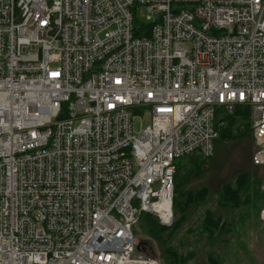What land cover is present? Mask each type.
Wrapping results in <instances>:
<instances>
[{
	"label": "built area",
	"instance_id": "2783aa9c",
	"mask_svg": "<svg viewBox=\"0 0 264 264\" xmlns=\"http://www.w3.org/2000/svg\"><path fill=\"white\" fill-rule=\"evenodd\" d=\"M236 106L264 169V0H0V264H160L133 228Z\"/></svg>",
	"mask_w": 264,
	"mask_h": 264
},
{
	"label": "trees",
	"instance_id": "16d2710c",
	"mask_svg": "<svg viewBox=\"0 0 264 264\" xmlns=\"http://www.w3.org/2000/svg\"><path fill=\"white\" fill-rule=\"evenodd\" d=\"M136 24L143 25L140 19L136 18ZM136 36H141V32L136 30ZM252 110L248 106H236L232 113H228L220 107L216 111L215 125L219 129V136L215 140L216 144L221 142H241L251 141L254 143L252 134ZM249 158V153L247 152ZM210 157V158H213ZM209 158V159H210ZM251 161H252V157ZM187 163H182L183 160ZM208 159L197 156L184 157L177 161L175 189L173 197V207L176 220L171 227L161 225L158 218L149 212H143L139 218V225L144 232L157 244L160 254V264H188L196 256L198 251L192 249L185 253H180L179 248L173 245L174 237H177L182 228L191 221L198 208L206 201L211 194L210 186L202 185L199 188L191 187L193 180H200L204 177L210 167ZM255 167V166H254ZM255 175V174H254ZM264 181V177H253L251 173L241 172L232 181H226L217 190V209H207L197 226L189 227L184 238L180 241V246L188 245V237L197 236L209 249L206 252V261L196 264H223L220 256V249H226L230 245V240L234 237L236 224L232 213L244 205L245 198L250 195L251 187ZM264 199V194L261 195ZM227 211V215L225 214ZM143 243H138L139 250L149 256ZM218 247V248H217Z\"/></svg>",
	"mask_w": 264,
	"mask_h": 264
},
{
	"label": "rangeland",
	"instance_id": "374dc122",
	"mask_svg": "<svg viewBox=\"0 0 264 264\" xmlns=\"http://www.w3.org/2000/svg\"><path fill=\"white\" fill-rule=\"evenodd\" d=\"M138 17L141 21H147L148 11L144 5L137 9ZM151 122L150 112L138 115L135 118V130L140 131L141 127H146ZM254 143L249 141L241 142H221L216 144V151L213 158L208 159L210 167L204 177L200 180H193L191 187L199 188L202 185L210 186L212 192L206 201L198 208L192 217L180 231L177 237L173 239V245L179 248L180 253H187L192 249L198 251L197 256L188 264L202 263L206 261V252L209 246L205 245L197 236H189V243L186 246H180V241L184 238L187 229L197 226L204 216L207 209L215 210L217 190L226 181H232L241 172L251 173L253 177H264V169L253 165L251 158L254 153ZM249 153V158L246 153ZM182 163H187L183 160ZM255 174V175H254ZM261 184L260 187L255 184L251 187L250 195L245 198L244 205L232 213L236 224L234 237L228 248L220 249V256L223 264H264V220L260 214L264 209V199ZM225 211L227 215V211ZM134 236L136 243H143L145 250L149 254H155L160 259L159 248L157 244L144 232L139 223L134 226ZM218 248V247H217ZM160 261V260H159ZM163 264V261H162Z\"/></svg>",
	"mask_w": 264,
	"mask_h": 264
},
{
	"label": "bare ground",
	"instance_id": "6f19581e",
	"mask_svg": "<svg viewBox=\"0 0 264 264\" xmlns=\"http://www.w3.org/2000/svg\"><path fill=\"white\" fill-rule=\"evenodd\" d=\"M219 130V129H218ZM133 232H134V228H133Z\"/></svg>",
	"mask_w": 264,
	"mask_h": 264
},
{
	"label": "water",
	"instance_id": "95a60500",
	"mask_svg": "<svg viewBox=\"0 0 264 264\" xmlns=\"http://www.w3.org/2000/svg\"><path fill=\"white\" fill-rule=\"evenodd\" d=\"M137 249H139V247L137 246Z\"/></svg>",
	"mask_w": 264,
	"mask_h": 264
}]
</instances>
